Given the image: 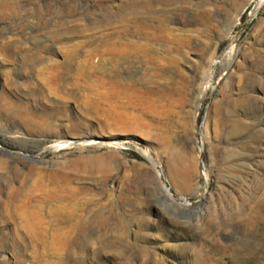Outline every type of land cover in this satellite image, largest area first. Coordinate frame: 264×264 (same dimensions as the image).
Wrapping results in <instances>:
<instances>
[{
    "label": "rangeland",
    "instance_id": "obj_1",
    "mask_svg": "<svg viewBox=\"0 0 264 264\" xmlns=\"http://www.w3.org/2000/svg\"><path fill=\"white\" fill-rule=\"evenodd\" d=\"M0 264H264V0H0Z\"/></svg>",
    "mask_w": 264,
    "mask_h": 264
},
{
    "label": "bare ground",
    "instance_id": "obj_2",
    "mask_svg": "<svg viewBox=\"0 0 264 264\" xmlns=\"http://www.w3.org/2000/svg\"><path fill=\"white\" fill-rule=\"evenodd\" d=\"M148 5V4H147ZM129 21V20H128ZM142 26V25H141ZM146 26H150V25H146ZM143 27V26H142ZM153 28V27H152ZM157 30V29H156ZM160 30V29H159ZM151 31V30H150ZM153 31H154V29H153ZM157 33V32H156ZM159 33V32H158ZM127 34V33H126ZM130 34V33H129ZM155 34V33H154ZM154 34H153V32L149 35V34H146V37H149V39H150V37H152V39H154V38H157V37H155L154 36ZM158 36V35H157ZM128 37V36H127ZM164 38V37H163ZM150 41H152V40H150ZM155 42V41H154ZM157 42V41H156ZM128 48V50L130 51H132V52H136V51H141V52H143L142 53V55H144L143 57H142V59L139 57V59H141V61L145 58V61H148V62H150V61H153L152 60V58L153 57H150V53H152L153 52V50L151 49V48H147V47H145V46H143V47H141V46H137L136 44L135 45H128L125 49H127ZM124 51H126V50H124ZM130 51V52H131ZM113 53V52H112ZM126 53V52H125ZM137 53V52H136ZM117 54V53H116ZM116 54H115V56H116ZM133 54V53H132ZM114 55V54H113ZM112 55V56H113ZM133 59L134 60H139L134 54H133ZM137 59H136V58ZM115 60L116 59H112V63L114 64V63H116L115 62ZM115 77V75L114 74H112V76H111V78L113 79ZM150 160V159H149ZM151 161V160H150ZM166 192H168L169 193V189H167L166 188ZM184 202H186V200H184Z\"/></svg>",
    "mask_w": 264,
    "mask_h": 264
},
{
    "label": "trees",
    "instance_id": "obj_3",
    "mask_svg": "<svg viewBox=\"0 0 264 264\" xmlns=\"http://www.w3.org/2000/svg\"><path fill=\"white\" fill-rule=\"evenodd\" d=\"M131 156L135 159H141L136 153L130 152Z\"/></svg>",
    "mask_w": 264,
    "mask_h": 264
}]
</instances>
